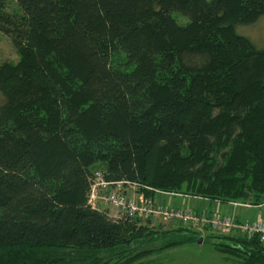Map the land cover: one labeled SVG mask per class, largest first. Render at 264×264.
Listing matches in <instances>:
<instances>
[{
    "label": "trees",
    "instance_id": "obj_1",
    "mask_svg": "<svg viewBox=\"0 0 264 264\" xmlns=\"http://www.w3.org/2000/svg\"><path fill=\"white\" fill-rule=\"evenodd\" d=\"M263 16L264 0H0L19 55L0 64V264H135L202 237L264 264L257 235L160 233L89 202L101 172L148 200L264 206V50L236 31Z\"/></svg>",
    "mask_w": 264,
    "mask_h": 264
},
{
    "label": "rangeland",
    "instance_id": "obj_2",
    "mask_svg": "<svg viewBox=\"0 0 264 264\" xmlns=\"http://www.w3.org/2000/svg\"><path fill=\"white\" fill-rule=\"evenodd\" d=\"M209 1V0H208ZM15 5V4H14ZM13 5V6H14ZM180 24L188 23V19L175 15ZM237 34L248 38L258 50H264V16L261 17L256 23L250 25H238L236 28ZM19 61L18 52L13 45L11 39L6 35L0 32V64L4 62H13L16 63ZM4 98L0 93V106L3 104ZM100 171V170H99ZM101 172H98L99 174ZM98 177V176H96ZM135 187V186H134ZM106 193L113 191V188H107ZM103 192V190H101ZM123 196L127 199H135L138 197V191L136 188H125L121 191ZM104 195V194H102ZM157 208H168L174 209L177 211H188V212H197V213H213L215 215H223L226 211H223V206L220 203L215 201H205L202 199H194L188 196H173L171 194H157L154 199H150ZM240 206L241 222H255L259 218L264 219V207L257 208L251 207L246 204ZM95 207L105 211L111 218L121 217L118 215V209L109 202H106L103 199H98L95 202ZM239 207V206H238ZM242 207V208H241ZM228 208L230 207H224ZM212 211V212H210ZM236 218V216H231ZM237 219V218H236ZM150 223H147L148 221ZM142 226L159 231L160 233L171 230H176L179 228H185L191 231H197L203 235H209L208 232L214 233L210 229H199L191 223H184L176 219L165 218L163 216L159 217H148L141 218ZM241 237L239 235H236ZM202 243L199 241L180 247L170 248L166 251L156 253L148 258H145L135 264H238L239 259L235 257H226L217 251H215L211 241L207 237ZM261 241V240H260ZM263 243V242H262Z\"/></svg>",
    "mask_w": 264,
    "mask_h": 264
},
{
    "label": "built area",
    "instance_id": "obj_3",
    "mask_svg": "<svg viewBox=\"0 0 264 264\" xmlns=\"http://www.w3.org/2000/svg\"><path fill=\"white\" fill-rule=\"evenodd\" d=\"M95 177L90 195V204L95 207V202L98 199H103L109 202L118 209V215L121 217L114 219H121L125 216L138 217V218H148V217H159L163 216L165 218L176 219L184 223H191L199 229H210L214 233L223 236H243V237H253L255 235L259 236L261 242L264 243V219L259 218L255 222H241L236 218L223 217L221 215L207 214V213H196L188 211H177L168 208H157L152 205V202L146 199L143 195H138L135 199H127L123 196L121 191L123 190L124 184L122 182L109 183L104 180L101 173L97 174ZM113 191L106 193L107 188H111ZM103 190V192H101ZM104 194V195H102ZM233 206H242L241 204H233Z\"/></svg>",
    "mask_w": 264,
    "mask_h": 264
},
{
    "label": "crops",
    "instance_id": "obj_4",
    "mask_svg": "<svg viewBox=\"0 0 264 264\" xmlns=\"http://www.w3.org/2000/svg\"><path fill=\"white\" fill-rule=\"evenodd\" d=\"M194 199H197V198H194ZM202 200H203V199H202ZM205 201H210V200H205ZM215 202H218V201H215ZM218 203H220V202H218ZM220 205L223 206V211H226V213L223 214V215H221V216H223V217L236 216L237 220H238V219L243 220V219L241 218V214H240V210H239L240 206H239V207H235V206H233V205H231V204H223V203H220ZM224 207H230V209H229V210H226V209H228V208H224ZM263 207H264V206H263ZM241 208H242V207H241ZM260 208H262V207H260ZM202 212H204V211H202ZM210 212H212V211H210ZM211 214H212V213H211ZM241 220H240V221H241Z\"/></svg>",
    "mask_w": 264,
    "mask_h": 264
},
{
    "label": "water",
    "instance_id": "obj_5",
    "mask_svg": "<svg viewBox=\"0 0 264 264\" xmlns=\"http://www.w3.org/2000/svg\"><path fill=\"white\" fill-rule=\"evenodd\" d=\"M203 240H204V238L202 237V238H200V240H199V243H202L203 242Z\"/></svg>",
    "mask_w": 264,
    "mask_h": 264
}]
</instances>
